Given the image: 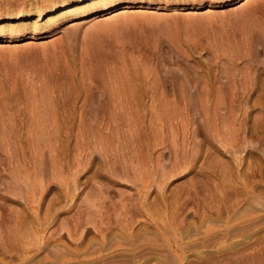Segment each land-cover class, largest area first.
I'll use <instances>...</instances> for the list:
<instances>
[{
  "label": "rangeland",
  "instance_id": "1",
  "mask_svg": "<svg viewBox=\"0 0 264 264\" xmlns=\"http://www.w3.org/2000/svg\"><path fill=\"white\" fill-rule=\"evenodd\" d=\"M153 2L0 42V264H264V0Z\"/></svg>",
  "mask_w": 264,
  "mask_h": 264
},
{
  "label": "bare ground",
  "instance_id": "2",
  "mask_svg": "<svg viewBox=\"0 0 264 264\" xmlns=\"http://www.w3.org/2000/svg\"><path fill=\"white\" fill-rule=\"evenodd\" d=\"M124 1L125 9H130L141 3L155 4L153 0H55L44 12H36L30 8L18 14L8 13L0 18V42L19 39L21 37L45 36L55 32V25L66 19L82 18L85 15H95L108 12ZM169 3L170 0H164ZM235 2V1H234ZM198 5L202 3L197 1ZM168 5V4H167ZM170 5V4H169ZM44 19V20H43ZM32 41L25 44H31Z\"/></svg>",
  "mask_w": 264,
  "mask_h": 264
}]
</instances>
